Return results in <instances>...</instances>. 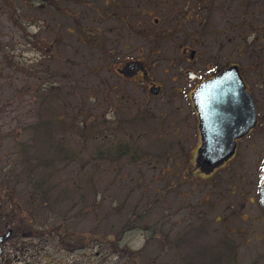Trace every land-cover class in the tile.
I'll use <instances>...</instances> for the list:
<instances>
[{"label":"rangeland","instance_id":"rangeland-1","mask_svg":"<svg viewBox=\"0 0 264 264\" xmlns=\"http://www.w3.org/2000/svg\"><path fill=\"white\" fill-rule=\"evenodd\" d=\"M118 1L0 0V234L15 221L14 238L29 253L54 256L37 264H264V223L239 202L250 162L232 177L220 170L214 186L191 174L194 152L181 147L192 135L158 116L162 99L114 97L116 87L128 88L110 67L127 29L112 12L145 30L168 26L159 52L174 55L183 33L197 31L190 0ZM246 1L244 45L261 61L262 88L264 0ZM206 2L212 46H241L223 21L231 15L240 25L244 3ZM166 63L154 69L157 78ZM256 153L247 150L248 160ZM39 181L50 193L37 194Z\"/></svg>","mask_w":264,"mask_h":264},{"label":"flooded vegetation","instance_id":"flooded-vegetation-1","mask_svg":"<svg viewBox=\"0 0 264 264\" xmlns=\"http://www.w3.org/2000/svg\"><path fill=\"white\" fill-rule=\"evenodd\" d=\"M241 1L245 5V9L239 15L241 24L234 25L231 15L227 21H223L231 33L240 37L241 46H233L232 43L227 49L225 46H212L215 42L212 36L215 33L213 30L215 23L206 22L209 17L205 6L207 2L206 0H190L192 7L190 13L196 22L197 31L194 36L183 33L180 45L174 47L176 49L174 55L172 52L169 54H165L163 51L159 52L162 42L169 39L168 30H166L169 29L168 26L162 31L145 30L140 23L130 26L129 14L112 12L110 18L118 19L127 30L122 31L125 33V37H118L115 48L118 56L110 67L117 78L123 81V86L128 85V88H122V85L116 87L115 90H118L119 95L114 93V97L127 101V103L136 102L133 95L137 93L154 100L162 99V110L159 111L158 116L160 118L167 116L166 124L174 127V132L179 130L186 135H192V138L183 140L181 147V149L194 152L189 169L192 175L198 174L197 177H204L215 186L217 185L215 182L222 174L220 170L227 168L229 177H232L231 173L234 171V167L247 166L250 162L253 169L248 172V180L245 181L247 187L243 190L246 193L239 201L240 208L243 209L246 204L253 206L259 215L257 220L264 223V211L260 204V185L264 170V87L261 88L259 84L263 82V76L256 74L259 73L256 67L260 65V59L253 52L249 53L248 46L244 45L248 38V35L245 34L249 27V4L246 0ZM118 3V0H105L104 2L107 7H117ZM186 12L189 13V11ZM180 17L186 18L187 16L181 15ZM153 22L157 24L158 19L155 18ZM136 28L142 30L137 31ZM136 34L138 37L133 36ZM230 38H233V35ZM137 39L144 42V46L138 47V50L135 51V48H131ZM161 54L163 55L160 56ZM164 60L167 61V67L175 68L174 73L169 75L170 78H167L169 76H165V74L169 70L166 67L161 71V76L164 75L157 78L154 69L158 66L161 67V61ZM231 67H236L243 89L241 88L239 91L238 89H211L208 86L207 83L212 78ZM234 93H238L239 96L233 98ZM245 93L250 97L253 105V123H250L252 121L249 120L248 96L247 102H244ZM130 105L128 104V106ZM169 114L176 116V120H172ZM184 142L186 143L184 144ZM222 148H232L231 155L209 173L202 171L196 162L199 152ZM249 149L256 150L257 153L256 156H252L248 160L246 152ZM229 177L228 182H230ZM230 185L232 189H235L232 183ZM7 189L9 191L8 187ZM10 201L14 202L11 196ZM16 207L18 217L22 216L23 209L18 202H16ZM13 216L14 213H12ZM21 219L18 218L19 221ZM14 222L6 224V230L0 234L8 233V237L0 243V263L37 264L41 257H54L29 253V250L24 247L26 241L14 238Z\"/></svg>","mask_w":264,"mask_h":264},{"label":"water","instance_id":"water-1","mask_svg":"<svg viewBox=\"0 0 264 264\" xmlns=\"http://www.w3.org/2000/svg\"><path fill=\"white\" fill-rule=\"evenodd\" d=\"M225 80V82H224ZM228 82V83H227ZM211 89L215 88H224V89H243V84L241 78L238 74L236 67L228 68L222 71L219 75L212 78L208 83ZM225 95V94H224ZM238 93L233 94V98H235ZM239 96V95H238ZM245 100L247 102V94L245 93ZM227 97V96H226ZM225 97V98H226ZM194 98V97H193ZM222 98V99H225ZM240 98V97H239ZM248 103H249V120L253 123L254 119V112H253V105L251 102L250 97L248 96ZM251 125V124H250ZM232 153V148L230 149H216V150H201L199 155L196 158V162L198 163L200 169L205 173H209L215 167L220 165L224 160H226ZM260 204L264 211V170L261 178V185H260ZM8 237V233L6 235H0V243L4 238Z\"/></svg>","mask_w":264,"mask_h":264},{"label":"trees","instance_id":"trees-1","mask_svg":"<svg viewBox=\"0 0 264 264\" xmlns=\"http://www.w3.org/2000/svg\"><path fill=\"white\" fill-rule=\"evenodd\" d=\"M49 144H50V143H49ZM55 147L57 148L58 152H61L62 149H63L65 146L63 145V143H58L57 145H55ZM52 154H53V152H52ZM51 157L53 158L54 156L52 155ZM46 183H47L46 181H39V182H38V185H39V186L36 188V192H37V194L39 193V194H41V195L43 196V195H46V194L50 193V192L46 189V186H45Z\"/></svg>","mask_w":264,"mask_h":264}]
</instances>
